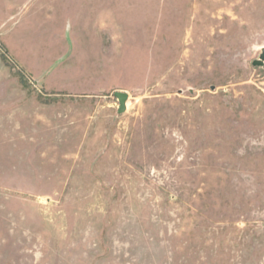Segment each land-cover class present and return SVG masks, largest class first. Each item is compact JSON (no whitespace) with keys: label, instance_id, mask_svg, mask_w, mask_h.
Segmentation results:
<instances>
[{"label":"rangeland","instance_id":"obj_1","mask_svg":"<svg viewBox=\"0 0 264 264\" xmlns=\"http://www.w3.org/2000/svg\"><path fill=\"white\" fill-rule=\"evenodd\" d=\"M263 51L264 0H0V264H264Z\"/></svg>","mask_w":264,"mask_h":264},{"label":"crops","instance_id":"obj_2","mask_svg":"<svg viewBox=\"0 0 264 264\" xmlns=\"http://www.w3.org/2000/svg\"><path fill=\"white\" fill-rule=\"evenodd\" d=\"M31 3H29L28 4V6L30 5ZM24 5V4H23ZM42 5H40V7H41ZM23 7V6H22ZM43 7V6H42ZM50 8H52V7H50ZM50 8H48V9H50ZM13 57V56H12ZM52 59L51 60H53V62H54V60L56 59V54L54 55V56H52L51 57ZM13 59L17 62V64L22 68V69H24L25 70V72L26 73H29L30 74V72H28V71H26V69L22 66V64L19 62V60H17L15 57H13ZM51 60L48 62L49 63V66H46L45 68H44V70H42V73L40 74V76L39 77H42V80H43V83H44V87L46 86V78H47V76L50 74V73H52L53 71H54V69L55 68H53V67H51V65L50 64H52V62H51ZM33 75V74H32ZM71 88V87H70ZM67 89V87H65V86H57V87H55V86H48V84H47V86L45 87V90L48 92V93H50V94H56V93H73V92H75V90H71V89Z\"/></svg>","mask_w":264,"mask_h":264},{"label":"water","instance_id":"obj_3","mask_svg":"<svg viewBox=\"0 0 264 264\" xmlns=\"http://www.w3.org/2000/svg\"><path fill=\"white\" fill-rule=\"evenodd\" d=\"M252 65L264 68V51L260 54L258 59L253 60ZM211 89H214V87L211 86ZM113 95L118 101V113H123L126 110V101L128 99V94L122 91H114Z\"/></svg>","mask_w":264,"mask_h":264}]
</instances>
